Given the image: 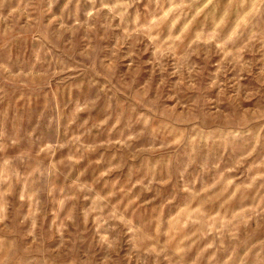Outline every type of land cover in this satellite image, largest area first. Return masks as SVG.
<instances>
[{"label":"rangeland","instance_id":"obj_1","mask_svg":"<svg viewBox=\"0 0 264 264\" xmlns=\"http://www.w3.org/2000/svg\"><path fill=\"white\" fill-rule=\"evenodd\" d=\"M0 264H264V0H0Z\"/></svg>","mask_w":264,"mask_h":264}]
</instances>
